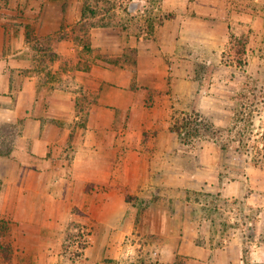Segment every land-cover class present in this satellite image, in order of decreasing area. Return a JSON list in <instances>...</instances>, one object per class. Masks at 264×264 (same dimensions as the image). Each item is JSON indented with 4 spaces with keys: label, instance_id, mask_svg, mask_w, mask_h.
<instances>
[{
    "label": "crops",
    "instance_id": "1",
    "mask_svg": "<svg viewBox=\"0 0 264 264\" xmlns=\"http://www.w3.org/2000/svg\"><path fill=\"white\" fill-rule=\"evenodd\" d=\"M24 2L27 6H22L23 17L28 23L18 29L17 42L11 31H5L9 25L4 27V23L10 24L8 10L11 8L0 10L4 14V22L0 24V122L14 126L22 120L23 128L16 133L15 149L21 147L23 151H20L28 157L24 163L41 165L40 172L35 169L29 172H39L42 182L56 178L57 167L65 159L74 164L75 189L82 195L86 190L89 192L86 194L89 196L86 219L95 228L102 227L104 232L107 231L106 236L100 237L101 252L96 254L94 249L85 264H102L106 258H121L122 254L128 253L130 248L124 246L122 249L121 243L137 222L155 237L152 244L164 261L161 264L179 260H182L181 264H187V261L233 264L240 260L237 247L243 242L236 240L224 245L220 241L222 245H218L214 238H222L224 234H217L212 231L211 224H206L212 219L203 215L204 209L212 202L208 197L216 190L219 199L215 205L220 207V200L231 206L241 203L244 210H241L240 218L246 217L247 209H253L258 216H253L255 219L250 223L255 225L257 232L263 231L264 168L250 164L242 174L233 173L220 183L223 156L219 145L202 143L193 150L194 146L179 141L171 127L169 116L177 108L182 112L193 110L190 106L195 105L201 111L207 109L201 93L190 90L192 79L181 78L176 86V80L167 77L172 72V64L164 55H154V62H147L149 46L154 47L158 42L161 49L171 53L187 36L185 29H180V16L161 25L162 42L147 43L144 36H140L135 75L130 68L113 66L107 59L94 54L90 68L75 66L80 60L79 47L72 39L62 38L59 34L80 20L79 7L74 10L71 2L67 6L66 0ZM229 12L228 26L234 19L239 22L236 26L239 30L249 28V55L255 38L264 34V18L244 11L242 14ZM33 21L37 24L34 31L30 26ZM96 30L95 27L91 29L92 48L105 51L108 45L112 47V42L106 40L96 43ZM217 31L215 35L223 41ZM29 33L45 46L44 57L48 56L46 53H52L53 59L46 58L39 64L34 40L27 38ZM200 40V46L208 43L206 35ZM227 42L229 46V36ZM87 58L90 62V56ZM251 61L248 58V64ZM153 70L159 71L153 73ZM141 74L159 77H153V95L150 84L144 82ZM62 82L80 84L89 95L84 110L87 118L82 126L79 124L82 114L77 112V94L72 86L66 88ZM153 98L161 102L154 103ZM145 117H148L147 124L143 120ZM151 129L154 134L150 133ZM67 147L73 150L72 155L65 151ZM70 156L71 160L68 159ZM101 184L102 188H99ZM128 191L141 197L136 205L127 199ZM147 196L155 197V200L145 208L141 201ZM170 201L185 203V208L176 203L173 206ZM196 219L199 223L194 226ZM232 220H239V217L233 216ZM199 226L208 229L203 230L202 240L197 238L203 229ZM260 257L264 259V255Z\"/></svg>",
    "mask_w": 264,
    "mask_h": 264
},
{
    "label": "rangeland",
    "instance_id": "2",
    "mask_svg": "<svg viewBox=\"0 0 264 264\" xmlns=\"http://www.w3.org/2000/svg\"><path fill=\"white\" fill-rule=\"evenodd\" d=\"M17 1L16 3V0H0L1 11L11 8L8 10L10 24L4 23L6 24L4 27L9 25L5 31H11L16 42L18 29L28 23L23 17L22 8L27 6V2ZM84 1L66 0V3L68 2L67 6H69L71 2L74 10L79 7L82 15ZM101 3V6H96L95 41L96 43H103L105 40L112 42V47L108 45L105 51H98V48H95V51L93 48L94 50L86 55L90 56V61L94 54L107 59L113 66L128 67L135 75L138 70L137 44H139L140 36L143 35L144 42L147 43L159 40L162 42V34H159L161 25L170 18L180 16V29H185L187 36L171 53H168V49H161L158 42L154 43V47L149 46L147 62H154V55H164L167 62L172 64V72H169L171 75L168 73L167 77L174 78L176 86L181 78L192 79L193 84L190 90L201 93L202 102L207 109L201 111L195 105L190 106L193 110L182 112L177 108L169 116L171 127L179 141L194 146L193 150H197L198 145L202 143L219 145V150H222L221 156H223L220 183L233 173L242 174L246 166L254 164L256 148L262 144L264 131V34L255 38L252 52L248 55L249 60L252 61L242 68L231 63L227 37L232 32L250 33L247 26L239 30L236 27L239 22L234 19L228 26L231 18L229 11L233 10L239 14L244 11L251 16L264 18V0H102ZM3 15L0 12V24L4 22ZM239 17L241 18L240 15ZM256 21L258 23L259 19ZM30 26L33 30L37 24L33 21ZM215 31L218 34L220 32L219 35L223 37V41L215 35ZM205 35L208 43L200 46V39H204ZM53 58V55L47 56V60ZM82 65H86L85 61ZM87 68L80 67V69ZM160 69L165 68L160 67ZM158 71L153 70V73ZM140 76H143L147 85L150 84V93L153 95L155 92L153 77L155 76L156 79L159 77L155 74ZM61 85L66 88L72 86L76 94L85 95V105L87 104L89 95L80 84L67 85L62 82ZM153 102L161 101L153 98ZM143 120H145L144 123L148 122V117ZM85 122L86 119L81 117L79 124L82 126ZM5 123L0 122V128H3V133L9 135L0 137V142L2 144L5 140L4 146L8 148L13 143L14 135L23 126H21L22 120L14 126ZM151 130L150 133L154 134L153 129ZM69 146H72V143ZM74 146L77 147L78 144ZM68 147L65 151L72 155L73 150ZM20 150H22L21 147L20 149L14 147L9 155L0 156V214L11 219L12 222L17 253L13 264H85L94 249L96 254L101 252L100 237L106 236L107 231L104 232L105 229L102 227L95 228V225L86 219L89 215L87 211L89 196L86 194L89 192L86 190V194L82 195L79 189H75L77 182L75 179L72 180L74 164L65 159V162L57 167L58 177L56 175V178L52 177L53 179L42 182L39 173L41 165L24 163L28 157L22 153L23 150ZM65 151H62L64 156ZM184 155L181 154V156ZM68 159L71 160V156ZM31 169L39 172L31 174L29 172ZM101 186L102 184L99 188H102ZM213 191L214 194L208 197V200L212 202L209 205L205 204L207 207L204 206L203 215L211 217L212 221L209 220L206 224H211L212 231L224 234L222 238L217 236L214 238L216 243L221 246L236 240L243 242L237 247L241 259L235 260L233 264H264V259L260 257L264 255V230L257 232L255 225L250 223L255 219L253 216H258V213L252 211L253 209L251 211L247 209L246 217L243 215L240 218V212L244 210L243 205L237 203L231 206L220 200L222 204L219 207L214 203L219 199L217 191ZM128 193L127 199L136 205L141 197L132 195V191ZM193 198H195L194 195ZM142 199L141 203L146 208L152 205L155 197L147 196ZM158 199L159 196L156 197L157 201ZM170 202L173 206L176 203L179 207L185 208V203ZM193 205L192 203L191 207ZM233 216L239 217V220L233 221ZM198 223V219L194 220V226ZM146 229L139 222L133 225L124 235L121 243L122 249L124 246L130 248L129 252L122 254L121 258H106L102 264H161L164 262L152 244L155 237ZM203 230L208 229L203 228L202 232H198V240H202ZM73 234H77L81 241H76L69 248L68 239ZM75 251H83L82 256L74 257ZM181 261H177V264H181L179 263ZM183 261L186 260L183 259ZM196 263L187 261V264Z\"/></svg>",
    "mask_w": 264,
    "mask_h": 264
},
{
    "label": "trees",
    "instance_id": "3",
    "mask_svg": "<svg viewBox=\"0 0 264 264\" xmlns=\"http://www.w3.org/2000/svg\"><path fill=\"white\" fill-rule=\"evenodd\" d=\"M104 1V0H103ZM102 0H85L83 6V12L81 15L80 20L76 23L71 29L68 31H61L59 34L62 38H69L74 41V43L79 47L78 54H79V62L75 65L77 68L88 67L92 66L91 61L87 57L88 54L94 49L92 48V33L91 29L96 24V6L102 5ZM28 40H34V48L36 49V60L39 62L45 61L47 57H44V49L45 46L41 44L37 37L30 35L27 36ZM249 35L247 34H239L232 32L229 35V46H228V55L230 56L231 63L237 65L238 67L242 68L248 64V46H249ZM80 46H82L80 48ZM43 54V56H41ZM48 55H52V53H46ZM83 61H85L86 65H82ZM136 63V60L134 61ZM76 69V68H75ZM60 86V85H58ZM75 90V89H74ZM76 92V91H75ZM77 100V112L82 114L83 118H87V115L84 114L85 110V95H78L76 97ZM9 134L3 133V128H0V137L7 136ZM15 138L12 140V147L5 148V140L1 144L0 142V156H7L9 155L14 147H15ZM4 147V148H3ZM253 162L256 165H259L264 168V131H263V139H262V146H257L256 153L253 158ZM12 222L11 219L7 218L0 214V264H13L16 257V248L13 239V232H12ZM69 244L67 245L69 248L74 244L76 241H81L77 234H73L69 237ZM74 257H81L83 251H75ZM168 264H177L176 262L168 263Z\"/></svg>",
    "mask_w": 264,
    "mask_h": 264
}]
</instances>
